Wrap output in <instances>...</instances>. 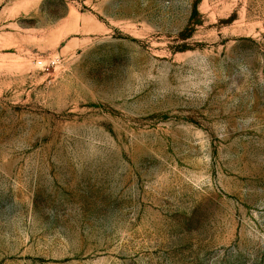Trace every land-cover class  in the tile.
I'll return each mask as SVG.
<instances>
[{
	"label": "rangeland",
	"instance_id": "374dc122",
	"mask_svg": "<svg viewBox=\"0 0 264 264\" xmlns=\"http://www.w3.org/2000/svg\"><path fill=\"white\" fill-rule=\"evenodd\" d=\"M0 264H264V0H0Z\"/></svg>",
	"mask_w": 264,
	"mask_h": 264
},
{
	"label": "built area",
	"instance_id": "2783aa9c",
	"mask_svg": "<svg viewBox=\"0 0 264 264\" xmlns=\"http://www.w3.org/2000/svg\"><path fill=\"white\" fill-rule=\"evenodd\" d=\"M37 64L43 65L41 60L36 61Z\"/></svg>",
	"mask_w": 264,
	"mask_h": 264
}]
</instances>
